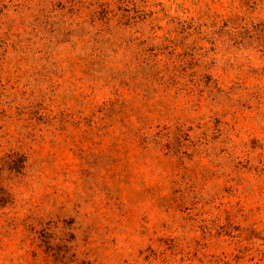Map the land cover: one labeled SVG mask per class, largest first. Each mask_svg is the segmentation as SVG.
<instances>
[{
    "label": "clouds",
    "instance_id": "clouds-1",
    "mask_svg": "<svg viewBox=\"0 0 264 264\" xmlns=\"http://www.w3.org/2000/svg\"><path fill=\"white\" fill-rule=\"evenodd\" d=\"M0 264H264V0H0Z\"/></svg>",
    "mask_w": 264,
    "mask_h": 264
}]
</instances>
